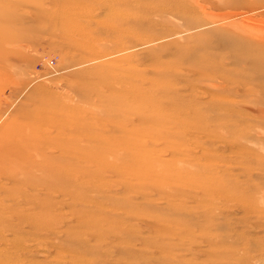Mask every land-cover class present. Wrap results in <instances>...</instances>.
Returning a JSON list of instances; mask_svg holds the SVG:
<instances>
[{"label":"rangeland","instance_id":"1","mask_svg":"<svg viewBox=\"0 0 264 264\" xmlns=\"http://www.w3.org/2000/svg\"><path fill=\"white\" fill-rule=\"evenodd\" d=\"M246 1L0 0V223L26 264H264V41L215 16Z\"/></svg>","mask_w":264,"mask_h":264},{"label":"bare ground","instance_id":"2","mask_svg":"<svg viewBox=\"0 0 264 264\" xmlns=\"http://www.w3.org/2000/svg\"><path fill=\"white\" fill-rule=\"evenodd\" d=\"M200 1V0H199ZM258 1V2H257ZM247 0L244 4L241 5H237L235 7H232L231 10H228L227 12H222L219 14L215 15L216 17H221V20H229L230 22H227L228 24L231 23L235 28H237L238 32L237 35L239 33V36L244 37L246 40L240 41L239 43H236L235 46L237 48L238 51H244L247 48H249L250 45L255 44V43H259L261 41H264V18H256L254 16V14L252 13L255 10H258L260 8H264V0ZM199 4V3H197ZM202 4V3H201ZM205 6V5H204ZM221 6V5H220ZM208 8V7H207ZM161 9H163V11L169 10L170 15H172V17L174 19L179 18L180 15H182L181 13L179 14V10H174V8H170L168 4H164ZM203 9V8H202ZM207 10V9H206ZM216 12V11H215ZM214 12V13H215ZM218 12V11H217ZM209 13V12H207ZM212 13V12H211ZM179 14V15H178ZM206 14V13H204ZM264 14V13H263ZM210 15L211 14H207ZM213 15V14H212ZM261 15V14H259ZM205 16V15H204ZM214 16V15H213ZM214 16V17H215ZM207 18V17H206ZM218 18V19H219ZM172 19V18H170ZM210 20V18H208ZM216 19V18H215ZM216 21V20H215ZM219 21V20H218ZM179 23V22H178ZM226 23H224L225 25ZM230 25V24H229ZM230 25V26H232ZM226 26V25H225ZM242 44V45H241ZM244 53V52H243ZM248 52H246L245 55H247ZM239 55L243 56L241 53H239ZM251 55V54H250ZM244 58H248V57H244ZM251 62H253L254 64H262L263 67L262 69L260 68H255V73L258 74L259 77H256V80L259 82V84H262L264 82V57L261 55H257L256 53L252 52L251 58H249ZM252 71V69L250 70ZM254 72V71H253ZM40 159V158H39ZM38 159V160H39ZM42 169V167H41ZM39 169V170H41ZM70 169V168H69ZM34 170V169H32ZM37 170V171H39ZM31 171V170H30ZM36 171V170H35ZM35 171H32L30 173H32V176L34 175L33 173ZM55 172V171H54ZM18 173V172H17ZM56 173V172H55ZM58 173V172H57ZM54 174V173H53ZM56 176H58V174H54ZM29 176V174H28ZM56 176L53 178L55 179ZM37 177V176H36ZM36 177H34V179H36ZM44 177V176H43ZM30 178V177H29ZM28 178V179H29ZM25 179V178H24ZM27 179V180H28ZM32 179V177H31ZM43 179V178H42ZM45 179V177H44ZM21 179H19L18 181H20ZM33 180V179H32ZM56 180V179H55ZM60 180V177H59ZM21 184V182H18ZM35 181V180H34ZM69 181V180H68ZM42 182V181H41ZM51 182V181H50ZM60 182V181H59ZM62 182V180H61ZM40 183V181H39ZM52 183V182H51ZM35 184V183H34ZM53 184V183H52ZM60 184V183H59ZM23 185H25V183H23ZM32 185V184H31ZM22 186V185H19ZM36 186V185H35ZM62 186V185H60ZM23 187V186H22ZM34 186L32 185V188ZM46 187V186H45ZM50 187V186H49ZM53 187V186H52ZM35 188V187H34ZM43 189V188H42ZM51 189V188H50ZM21 190V189H20ZM44 190V189H43ZM42 190V191H43ZM53 190V188L51 189ZM55 190V189H54ZM30 191H31V187H30ZM36 191V190H35ZM41 191V192H42ZM56 191V190H55ZM34 192V191H33ZM38 192V191H37ZM21 193V191L19 192ZM22 194V193H21ZM40 194V193H39ZM18 195V194H17ZM19 196V195H18ZM22 197V196H21ZM41 197V196H40ZM29 198H32L29 196ZM39 198V197H38ZM17 199V198H15ZM36 199V198H35ZM23 200V199H22ZM38 200V199H37ZM40 200V199H39ZM24 201V200H23ZM30 201H33L30 200ZM41 201V200H40ZM20 203V202H19ZM22 203V201H21ZM25 204V202H24ZM43 204V203H42ZM21 205V204H20ZM19 205V206H20ZM33 206V205H32ZM42 206V205H41ZM26 207V206H25ZM34 207V206H33ZM37 208V207H36ZM53 208V207H52ZM25 209V208H24ZM21 210V209H20ZM28 212V211H27ZM33 213V211H32ZM46 215V214H45ZM45 218V217H44ZM43 220V216L40 215V217H36L35 220L29 221L28 222V230L24 233L23 232H19V235L27 237L28 235H32L35 229H38L41 226ZM16 224L18 223H11L8 224L7 226L4 223H0V264H26L25 258H23V255L21 253V251L24 250L23 244H21V242L19 240H16L15 238H8L7 236L3 235V231L14 228L15 226H17ZM25 224V225H26ZM10 225V226H9ZM5 226V227H4ZM26 229V228H25ZM16 234L18 235V231L16 232ZM35 234V233H34ZM30 235V236H31ZM15 237V236H14ZM65 247V246H64ZM21 253V254H20ZM22 255V256H21Z\"/></svg>","mask_w":264,"mask_h":264}]
</instances>
